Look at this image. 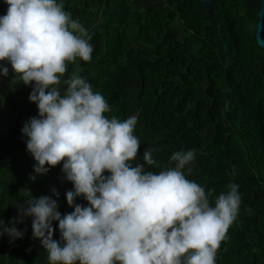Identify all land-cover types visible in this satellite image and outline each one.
Returning <instances> with one entry per match:
<instances>
[{
  "label": "trees",
  "instance_id": "obj_1",
  "mask_svg": "<svg viewBox=\"0 0 264 264\" xmlns=\"http://www.w3.org/2000/svg\"><path fill=\"white\" fill-rule=\"evenodd\" d=\"M57 3L86 28L94 49L90 62L77 58L68 64L61 94L67 89L63 81L76 72L104 96L111 109L107 118L135 116L140 150L133 166L158 174L175 166L169 163L174 152L195 150L183 172L212 193L210 206L229 183L237 184L239 213L216 264H264V50L256 41L261 0H212V15L200 0ZM7 9L0 0V16ZM0 64L9 68L5 100L0 90V112L5 108L7 114L0 134V220L11 227L19 218L17 206L27 207L30 197H50L62 216L71 213L66 193L74 185L65 178L63 162L36 174L37 161L22 133L25 122L39 118L29 99L35 82L23 84L10 63ZM149 147L158 149L154 165L143 160ZM76 203L89 206L83 197ZM33 219L25 216L16 224L23 238L0 237V264H49L41 241L33 238ZM52 226L59 241V222Z\"/></svg>",
  "mask_w": 264,
  "mask_h": 264
},
{
  "label": "clouds",
  "instance_id": "obj_2",
  "mask_svg": "<svg viewBox=\"0 0 264 264\" xmlns=\"http://www.w3.org/2000/svg\"><path fill=\"white\" fill-rule=\"evenodd\" d=\"M4 2L0 62L10 63L23 84L35 82L29 99L37 104L39 118L22 128L37 161L34 171L46 174L63 162L65 178L74 185L66 193L74 211L62 216L56 200L30 197L27 207L17 206L19 218L11 227L0 220V237L23 238L16 224L31 216L33 238L41 241L49 264H216L239 213V186L229 183L210 206L212 193L183 172L195 160V150L174 152L169 163L175 166L158 174L133 166L140 150L137 118H107L111 109L104 96L76 72L63 81V95L58 87L69 63L92 59L86 28L57 0ZM0 73L7 77L9 68L0 64ZM156 151L144 150L148 165L156 164ZM77 197L89 206L77 204ZM54 221L59 222V241L53 239Z\"/></svg>",
  "mask_w": 264,
  "mask_h": 264
},
{
  "label": "water",
  "instance_id": "obj_3",
  "mask_svg": "<svg viewBox=\"0 0 264 264\" xmlns=\"http://www.w3.org/2000/svg\"><path fill=\"white\" fill-rule=\"evenodd\" d=\"M203 8L209 15H212V0H200ZM258 22L256 24V41L258 46L264 50V0H261V8L258 14Z\"/></svg>",
  "mask_w": 264,
  "mask_h": 264
},
{
  "label": "rangeland",
  "instance_id": "obj_4",
  "mask_svg": "<svg viewBox=\"0 0 264 264\" xmlns=\"http://www.w3.org/2000/svg\"><path fill=\"white\" fill-rule=\"evenodd\" d=\"M0 90H1V94H2V99L5 100L7 94H8V81L4 78V76L2 75V73H0ZM5 108H3V110H1V121H0V134L6 131V111L4 110Z\"/></svg>",
  "mask_w": 264,
  "mask_h": 264
}]
</instances>
